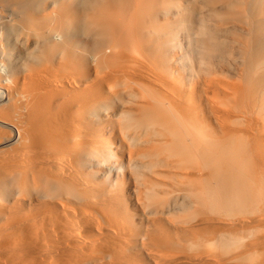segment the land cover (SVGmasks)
I'll return each mask as SVG.
<instances>
[{
	"label": "bare ground",
	"instance_id": "bare-ground-1",
	"mask_svg": "<svg viewBox=\"0 0 264 264\" xmlns=\"http://www.w3.org/2000/svg\"><path fill=\"white\" fill-rule=\"evenodd\" d=\"M0 264H264V0H0Z\"/></svg>",
	"mask_w": 264,
	"mask_h": 264
}]
</instances>
